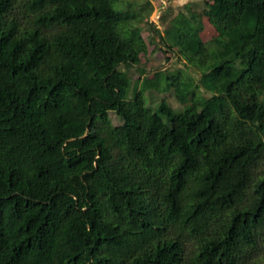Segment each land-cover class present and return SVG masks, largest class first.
I'll use <instances>...</instances> for the list:
<instances>
[{
  "label": "trees",
  "instance_id": "obj_1",
  "mask_svg": "<svg viewBox=\"0 0 264 264\" xmlns=\"http://www.w3.org/2000/svg\"><path fill=\"white\" fill-rule=\"evenodd\" d=\"M146 8L0 0V264H264V0L167 9L137 88Z\"/></svg>",
  "mask_w": 264,
  "mask_h": 264
},
{
  "label": "rangeland",
  "instance_id": "obj_2",
  "mask_svg": "<svg viewBox=\"0 0 264 264\" xmlns=\"http://www.w3.org/2000/svg\"><path fill=\"white\" fill-rule=\"evenodd\" d=\"M140 3L148 2L151 7L152 11L149 13V8H146L143 12V17H147L150 23L143 24V37L148 45V52L146 55L141 56V67L142 68H132L128 70V76L130 77L133 86H137L140 88L142 81L144 78H151L153 77V73L157 71H173L177 69H184V61L177 60L172 54H165L163 53L162 49L160 48L157 43L159 40L156 39L155 42L152 40L151 36V28L155 27L158 31L162 34L166 25L161 23L160 19L164 12L169 9L170 13L167 21L174 18L181 8L186 5L187 3L192 2V0H133ZM215 35V31L210 25L208 24L207 20H204V31L201 34V37L204 41L209 40L212 36ZM140 69L146 70L145 74L140 72ZM194 77L197 78L198 75L194 73ZM163 92V91H160ZM157 90H148L145 93V97L147 99V105L153 108L157 107L161 99H164L165 102L174 110L180 111L182 109V105L177 102L174 94L171 91L160 93ZM131 94V93H130ZM130 96V95H129ZM112 122L117 125L119 124L118 119L113 114H110Z\"/></svg>",
  "mask_w": 264,
  "mask_h": 264
}]
</instances>
